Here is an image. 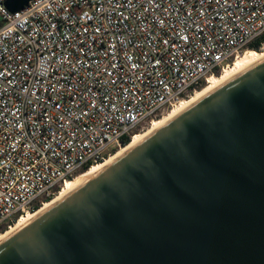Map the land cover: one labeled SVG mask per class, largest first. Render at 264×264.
I'll use <instances>...</instances> for the list:
<instances>
[{
	"label": "built area",
	"instance_id": "1",
	"mask_svg": "<svg viewBox=\"0 0 264 264\" xmlns=\"http://www.w3.org/2000/svg\"><path fill=\"white\" fill-rule=\"evenodd\" d=\"M7 1L0 230L264 36V0H30L16 13Z\"/></svg>",
	"mask_w": 264,
	"mask_h": 264
},
{
	"label": "water",
	"instance_id": "2",
	"mask_svg": "<svg viewBox=\"0 0 264 264\" xmlns=\"http://www.w3.org/2000/svg\"><path fill=\"white\" fill-rule=\"evenodd\" d=\"M0 264H264V60L1 241Z\"/></svg>",
	"mask_w": 264,
	"mask_h": 264
},
{
	"label": "bare ground",
	"instance_id": "3",
	"mask_svg": "<svg viewBox=\"0 0 264 264\" xmlns=\"http://www.w3.org/2000/svg\"><path fill=\"white\" fill-rule=\"evenodd\" d=\"M264 60V54L262 55H256V54H250V53H243L240 54L235 60H233V64L229 65V67L225 68L219 77H208L206 86L201 91L197 92L193 97H190L188 100H181L179 103H177L174 108L166 115H164L160 120L158 121H152L151 126L142 134L132 136L130 143L124 147L117 150L114 154L110 155L108 159L106 158L101 163L94 164L91 166V168L81 174L80 176L76 177L73 180L66 181L60 191L58 192V195L53 198L50 202H46L38 211L35 213H28L26 215H23L22 217H19L18 221L14 223L13 226L9 230H7L4 234L0 235V242L18 231L20 228L28 224L30 221H32L35 217L43 213L45 210H47L49 207L57 203L58 201L62 200L69 194H71L73 191H75L77 188H79L81 185H83L86 181H88L90 178L98 174L100 171H102L104 168H106L109 164L114 162L117 158L122 156L124 153H126L128 150L132 149L136 145H138L141 141H143L147 136L158 130L160 127L177 117L179 114L184 112L186 109L190 108L193 104L198 102L200 99L204 98L226 82L230 81L243 71L247 70L248 68L256 65L257 63Z\"/></svg>",
	"mask_w": 264,
	"mask_h": 264
},
{
	"label": "trees",
	"instance_id": "4",
	"mask_svg": "<svg viewBox=\"0 0 264 264\" xmlns=\"http://www.w3.org/2000/svg\"><path fill=\"white\" fill-rule=\"evenodd\" d=\"M262 43H264V36L261 37L260 39H258L257 41L253 42L252 44H250V45L247 47L246 50H251L252 52L258 54V53L260 52V48H261V44H262ZM214 76H215V77H218V76H219V73H216ZM204 88H205V83L202 84L201 86H199L198 88H196V89H195V92H196V91H201V90L204 89ZM192 93H194V91H192L191 94H192ZM130 141H131V139H130L129 137L126 138V139H124V140L122 141V148L126 147V146L130 143ZM112 154H114V153H112ZM101 162H102V161H101ZM101 162H99V163H101ZM91 166H93V165H88V166H86V167L80 172V175L83 174V173H85V172H87V171L91 168ZM50 201H51V199H47V200H45V202H50ZM35 210H37V208H36ZM17 219H18V217L14 220V222H16ZM6 231H7L6 228H5V229H1V230H0V233H5Z\"/></svg>",
	"mask_w": 264,
	"mask_h": 264
},
{
	"label": "rangeland",
	"instance_id": "5",
	"mask_svg": "<svg viewBox=\"0 0 264 264\" xmlns=\"http://www.w3.org/2000/svg\"><path fill=\"white\" fill-rule=\"evenodd\" d=\"M0 21H1V18H0ZM243 53L256 54V53L252 52L251 50H246V51L242 52L241 54H243ZM262 54H264V50H261V52H259V53L256 54V55H262ZM232 64H233V63H232ZM232 64H230V65H232ZM220 74H221V73H219V76H220ZM219 76H218V77H219ZM205 86H206V84H205ZM197 92H199V91H196V92L192 93V94L190 95V97H193ZM190 97H189V98H190ZM189 98H186V99H183V100H188ZM173 108H174V107H171V108L165 110V111L162 113V115L159 116L158 118L154 119V121H158V120H160L164 115L168 114ZM151 124H152V120H149L146 124H144V128H143L142 130L136 131V132L134 133L133 136L144 133V132L147 131V129L151 126ZM119 149H120V148H119ZM119 149H117V150H119ZM117 150H115L113 153H115ZM107 159H108V157H107ZM59 191H60V190H59ZM57 195H58V194H57ZM57 195H55L53 198H55ZM53 198H51V200H52ZM18 219H19V218H18ZM18 219H17V221H18ZM17 221H16V222H17ZM16 222H15V223H16ZM12 226H13V225H12ZM8 230H9V229H8ZM2 234H4V233H0V235H2Z\"/></svg>",
	"mask_w": 264,
	"mask_h": 264
}]
</instances>
